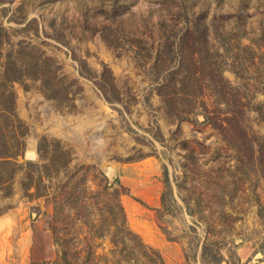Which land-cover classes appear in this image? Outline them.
<instances>
[{
    "label": "rangeland",
    "instance_id": "rangeland-1",
    "mask_svg": "<svg viewBox=\"0 0 264 264\" xmlns=\"http://www.w3.org/2000/svg\"><path fill=\"white\" fill-rule=\"evenodd\" d=\"M1 90L0 264H264V0H0Z\"/></svg>",
    "mask_w": 264,
    "mask_h": 264
},
{
    "label": "trees",
    "instance_id": "trees-1",
    "mask_svg": "<svg viewBox=\"0 0 264 264\" xmlns=\"http://www.w3.org/2000/svg\"><path fill=\"white\" fill-rule=\"evenodd\" d=\"M6 64L7 65L5 66V70H4L5 81L4 80L1 81V86H4V87H7L6 83L11 84V83L21 79V76L24 75V74H22L23 73L22 65H20L16 61V59H14V60L8 59ZM103 83L105 85L110 84L109 80H107V79H103L102 84ZM0 95L4 100H6L8 102L10 101L9 98L11 97V92H8V90H1ZM11 107L12 106L10 105V102H9L7 107L1 106L0 114H3V115L10 114V108ZM54 152H55V154L58 153L59 155H62V152H60L59 149H55ZM0 157H1V155H0ZM49 161L51 162L52 160L50 159ZM105 187H106V185H105ZM105 190H106V188H105ZM109 213H110L109 215L111 216V219L113 220V222L114 223L119 222V224L121 225L120 228H124L126 230V235L128 236L129 230L126 228L125 219H124L122 210L119 212L120 216L115 211H111V212L109 211ZM63 259H65V257Z\"/></svg>",
    "mask_w": 264,
    "mask_h": 264
}]
</instances>
